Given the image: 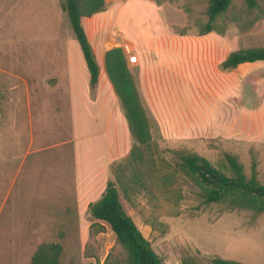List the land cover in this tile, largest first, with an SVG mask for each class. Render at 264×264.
Listing matches in <instances>:
<instances>
[{"label": "rangeland", "instance_id": "374dc122", "mask_svg": "<svg viewBox=\"0 0 264 264\" xmlns=\"http://www.w3.org/2000/svg\"><path fill=\"white\" fill-rule=\"evenodd\" d=\"M64 1L0 0V264H32L43 244L62 245L61 264H129L90 212L109 182L164 264H264V213L206 203L177 168L192 152L231 175V154L264 184V62L223 66L235 52L264 48V0L254 8L232 0L207 34L211 0H105L82 19L102 67L88 90L104 97L74 113L70 89L92 83ZM116 49L143 96L150 145L112 118L102 86Z\"/></svg>", "mask_w": 264, "mask_h": 264}, {"label": "trees", "instance_id": "16d2710c", "mask_svg": "<svg viewBox=\"0 0 264 264\" xmlns=\"http://www.w3.org/2000/svg\"><path fill=\"white\" fill-rule=\"evenodd\" d=\"M245 1L249 8L257 5V0ZM231 2L232 0L210 1L209 21L202 31L203 34L213 31L214 20L228 10ZM104 6L105 0H65L62 5L70 18L82 49L91 74L92 85L98 83L100 68L87 32L82 25V19L103 11ZM106 60L116 92L124 105L131 132L141 145H150L151 125L137 86L126 66L123 51L116 49L108 52ZM256 62H264V48L235 52L227 58L223 66L235 68ZM226 160L231 175L215 167L206 158L192 152L180 155L177 168L194 179L202 189V196L206 203H228L232 208L264 213V184L259 182L255 174L248 178L244 172V166L236 156L227 154ZM90 212L95 219L111 227L118 243L128 254L129 264H164L151 242L125 210L119 191L113 182L108 183L102 198L90 206ZM62 252L61 244H43L35 253L32 264H61ZM213 262L214 264H242L223 258H215Z\"/></svg>", "mask_w": 264, "mask_h": 264}, {"label": "crops", "instance_id": "0c3cea01", "mask_svg": "<svg viewBox=\"0 0 264 264\" xmlns=\"http://www.w3.org/2000/svg\"><path fill=\"white\" fill-rule=\"evenodd\" d=\"M149 56V55H148ZM145 57H147V53H144V55L142 56L141 58V61L138 65V67L132 69V71L134 72L135 70L137 69H142L143 65H144V60H145ZM139 62V60H138ZM137 62V63H138ZM88 68V67H87ZM100 68V74H99V80H98V83L96 85H92L91 88H90V85H87L88 83H86V88H85V91L84 93L80 92V90L78 88H76L74 85H73V89L71 90L70 89V97H74V99H76V104L74 107H72V113H74L76 111V108H77V104L82 101V104L87 107L88 106V103L89 101H87V99L89 100L91 98V102H93L94 104H99L101 98L104 97V94H103V91L101 90L97 96L96 95H93L92 91H89L88 89H94V88H97L101 82H102V67H99ZM105 73H104V79H103V86H102V89H106L108 93H110V96L112 97V101L110 103H108L110 106V109L112 110V118L113 120L115 118H117L120 122H124V120H127L128 122V118L126 116V111L124 109V105L122 104V101L120 99V97L118 96L117 92H116V89H115V86L109 76V74L107 73L106 69H104ZM75 80V79H74ZM139 91V89H138ZM92 95L94 96V101H92ZM141 96V94H140ZM96 97V98H95ZM106 97V96H105ZM143 97V96H141ZM147 113V116L149 118V115H148V112L146 111ZM120 114V116H119ZM74 114H72L71 116H73ZM100 117L98 115H94V116H91L89 121L91 122V124L94 126V128H96L99 124V121L101 122V120L99 119ZM150 120V119H149ZM129 123V122H128ZM72 125H74V127L76 126V123L75 121L72 122ZM101 131H97L95 132L93 135L94 137H98L101 135ZM81 162V161H80Z\"/></svg>", "mask_w": 264, "mask_h": 264}, {"label": "built area", "instance_id": "2783aa9c", "mask_svg": "<svg viewBox=\"0 0 264 264\" xmlns=\"http://www.w3.org/2000/svg\"><path fill=\"white\" fill-rule=\"evenodd\" d=\"M138 58H139V57H138L136 54L131 55V56H130V62L135 64V63L138 62V60H139Z\"/></svg>", "mask_w": 264, "mask_h": 264}]
</instances>
